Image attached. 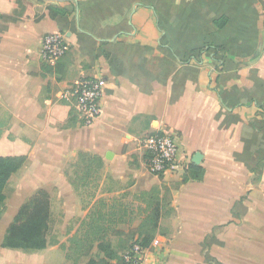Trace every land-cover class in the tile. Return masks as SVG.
Returning a JSON list of instances; mask_svg holds the SVG:
<instances>
[{
    "label": "crops",
    "instance_id": "obj_1",
    "mask_svg": "<svg viewBox=\"0 0 264 264\" xmlns=\"http://www.w3.org/2000/svg\"><path fill=\"white\" fill-rule=\"evenodd\" d=\"M49 6L67 12L51 18ZM51 32L69 44L53 64L40 56ZM82 75L103 86L89 125L62 97ZM160 130L177 136L176 174L146 169L142 140ZM81 153L102 160L88 206L67 172L83 166ZM10 155L27 157L15 173L28 182L20 197L43 189L51 199L52 186L63 198L55 211L51 203L46 245L29 262L119 264L124 248L114 238L123 243L124 234L106 238L114 259L98 241L72 258L67 247L98 199L126 192L132 201L158 187L170 211L146 264H264V0H0V156ZM191 164L203 168L201 180H184Z\"/></svg>",
    "mask_w": 264,
    "mask_h": 264
},
{
    "label": "trees",
    "instance_id": "obj_2",
    "mask_svg": "<svg viewBox=\"0 0 264 264\" xmlns=\"http://www.w3.org/2000/svg\"><path fill=\"white\" fill-rule=\"evenodd\" d=\"M49 16L51 18L57 15L66 14L64 7L49 6ZM88 76V75H87ZM83 161V176L79 179L86 180L87 175L96 172L102 167V160L95 156L84 153L79 154ZM27 157L18 156H0V205L4 202L6 196L4 193L9 178L19 171L25 164ZM93 170V171H92ZM203 168L191 164L189 175L184 176V180L190 178L201 180ZM76 188V187H75ZM128 193L123 192L119 198H113L107 202L103 198L95 202V208L87 215L85 230L82 235L75 236L70 240L67 247V258H72L74 254H85L98 241L97 247L105 253L108 259L118 258L117 252L112 248V244L106 240L108 235H125L121 245L124 250L130 247L135 233L142 246H149L159 229V219L165 213H169V197L165 194L161 198L159 188L153 187L147 191H140L132 195V201L122 200ZM134 201H138L135 205ZM106 208V210H105ZM3 210H0L2 215ZM50 215V197L49 194L39 189L35 195L21 204L17 210L13 221L9 224L2 246L11 248L31 247L32 249H42L46 245L45 235L48 230ZM139 219V223L134 231L125 233L118 229V225H129ZM64 248V245H62ZM105 259V258H104ZM90 259L88 264H93ZM120 264L121 255L118 258ZM215 264H221L217 259H213ZM102 264H107L106 260H101Z\"/></svg>",
    "mask_w": 264,
    "mask_h": 264
},
{
    "label": "built area",
    "instance_id": "obj_3",
    "mask_svg": "<svg viewBox=\"0 0 264 264\" xmlns=\"http://www.w3.org/2000/svg\"><path fill=\"white\" fill-rule=\"evenodd\" d=\"M68 47L63 33H47L41 39L40 56L46 63L53 64L67 52ZM62 97L71 102L84 125L92 124L101 113L102 82L95 76L82 75L67 86ZM176 137L172 131L160 130L143 138L146 169L150 175H172L183 169L184 164L178 159ZM136 239L122 252L120 264H146L151 258V246H142Z\"/></svg>",
    "mask_w": 264,
    "mask_h": 264
},
{
    "label": "rangeland",
    "instance_id": "obj_4",
    "mask_svg": "<svg viewBox=\"0 0 264 264\" xmlns=\"http://www.w3.org/2000/svg\"><path fill=\"white\" fill-rule=\"evenodd\" d=\"M82 165H70L68 166L67 172L70 174L71 178V185L76 187L75 190L77 193V196H79L82 205L88 206L91 204L92 199L90 198L92 194L94 195L95 191L98 189L99 183L98 179L101 177L100 172L94 169L92 172V175L90 176L89 180H81L79 179L80 176H82ZM111 184V183H110ZM28 182L22 179V176L19 174H15L9 181L8 185H6V188L4 190L5 193V200L0 205V210H3L2 215H0V264H36L33 262H29L28 259L30 258L29 255L34 254L36 252V249H32L31 247H24V248H11V247H4L2 246L1 238L5 236L6 231L8 229L9 224L13 221V218L15 216L16 211L21 206L22 203L30 199L32 196H19V190L21 186L27 187ZM114 187H119L117 184H111ZM47 190V189H46ZM48 190L53 192V196L50 199V205L54 206V211L57 209V207L60 205L61 200L63 198H59V191L56 187L49 186ZM47 190V191H48ZM22 201V202H20ZM24 201V202H23ZM129 201V199H127ZM55 219L58 221L61 220V214L58 212H54ZM54 218V217H53ZM71 222L78 223L80 222L79 217H74ZM85 225L82 226V224L79 227V233L78 235H82L85 230ZM58 230V229H57ZM115 247H121L122 245V239L117 238L115 239ZM61 249H64L62 245H59ZM82 255V254H80ZM79 259V257H78ZM83 261V260H82Z\"/></svg>",
    "mask_w": 264,
    "mask_h": 264
},
{
    "label": "water",
    "instance_id": "obj_5",
    "mask_svg": "<svg viewBox=\"0 0 264 264\" xmlns=\"http://www.w3.org/2000/svg\"><path fill=\"white\" fill-rule=\"evenodd\" d=\"M48 2H66V1H73L75 4H77L78 0H45ZM197 162V159H194Z\"/></svg>",
    "mask_w": 264,
    "mask_h": 264
}]
</instances>
